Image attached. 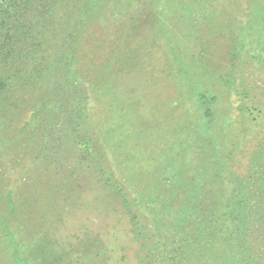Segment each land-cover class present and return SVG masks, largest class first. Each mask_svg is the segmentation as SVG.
<instances>
[{
	"label": "rangeland",
	"instance_id": "374dc122",
	"mask_svg": "<svg viewBox=\"0 0 264 264\" xmlns=\"http://www.w3.org/2000/svg\"><path fill=\"white\" fill-rule=\"evenodd\" d=\"M4 1L0 264H264V0Z\"/></svg>",
	"mask_w": 264,
	"mask_h": 264
},
{
	"label": "trees",
	"instance_id": "16d2710c",
	"mask_svg": "<svg viewBox=\"0 0 264 264\" xmlns=\"http://www.w3.org/2000/svg\"><path fill=\"white\" fill-rule=\"evenodd\" d=\"M15 1L20 3V5L23 8L27 7L26 4L29 2V0H15ZM23 3L25 5H23ZM10 9L7 8V5L5 4L4 0H0V53H2V56L9 58L10 63H12V65L14 66L16 63V58L13 52L14 51L13 48H11L9 52H7L5 48L3 47V43L4 41L6 42V37H7V35L4 34V32L6 30V25H7V20H8L7 15L10 14ZM61 58H64V57H61ZM64 71H65L64 79L65 78L68 79V76L70 74H73L71 65H68V64L64 65Z\"/></svg>",
	"mask_w": 264,
	"mask_h": 264
}]
</instances>
